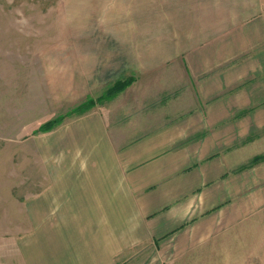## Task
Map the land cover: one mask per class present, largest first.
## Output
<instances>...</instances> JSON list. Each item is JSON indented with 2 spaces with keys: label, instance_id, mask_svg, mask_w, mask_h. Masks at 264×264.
Here are the masks:
<instances>
[{
  "label": "crops",
  "instance_id": "1",
  "mask_svg": "<svg viewBox=\"0 0 264 264\" xmlns=\"http://www.w3.org/2000/svg\"><path fill=\"white\" fill-rule=\"evenodd\" d=\"M147 2L191 4L192 18L216 23L191 24L194 46L171 63L191 77L149 71L69 125L61 170L29 201L24 264H171L264 209V0ZM134 131L144 134L116 135ZM143 246L149 255H132Z\"/></svg>",
  "mask_w": 264,
  "mask_h": 264
},
{
  "label": "rangeland",
  "instance_id": "2",
  "mask_svg": "<svg viewBox=\"0 0 264 264\" xmlns=\"http://www.w3.org/2000/svg\"><path fill=\"white\" fill-rule=\"evenodd\" d=\"M136 1L0 0V264H24L21 241L36 231L29 201L50 185L51 173L61 170L69 125L107 107L110 100L96 101L115 79L133 82L149 71L161 81L191 77L186 66L171 63L184 61L188 51L179 49L194 46L191 24L209 26L216 20L192 18L191 4L155 12L147 0ZM127 58L132 71L124 67L130 66ZM107 66L116 71L109 81L100 74ZM171 94L163 92L159 102ZM90 99L95 102L90 110L73 112ZM61 117L50 131H38ZM125 134L144 132L116 135ZM149 253L144 246L132 251L133 256ZM171 264H264V209Z\"/></svg>",
  "mask_w": 264,
  "mask_h": 264
},
{
  "label": "trees",
  "instance_id": "3",
  "mask_svg": "<svg viewBox=\"0 0 264 264\" xmlns=\"http://www.w3.org/2000/svg\"><path fill=\"white\" fill-rule=\"evenodd\" d=\"M132 83V81H125V80H120L118 82H116L114 84V86L112 88H110L107 92L106 95H104L103 97L99 98L96 102L99 103L101 102V100H111L114 99L119 93H121L123 90H125L130 84ZM95 104V102L93 100H87L86 102L80 104L73 112L76 113H82L84 114L86 111L90 110V108ZM62 117L58 120H54L48 123L43 124L38 131L39 132H47L50 131L54 126L58 125L61 123L62 121ZM259 160H261V157H256L253 159L252 163H256Z\"/></svg>",
  "mask_w": 264,
  "mask_h": 264
}]
</instances>
